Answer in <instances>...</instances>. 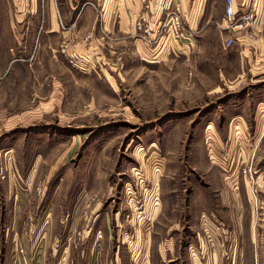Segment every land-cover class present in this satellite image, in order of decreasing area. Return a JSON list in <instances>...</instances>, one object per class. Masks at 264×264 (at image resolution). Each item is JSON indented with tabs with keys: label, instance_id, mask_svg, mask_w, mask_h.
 Here are the masks:
<instances>
[{
	"label": "rangeland",
	"instance_id": "rangeland-1",
	"mask_svg": "<svg viewBox=\"0 0 264 264\" xmlns=\"http://www.w3.org/2000/svg\"><path fill=\"white\" fill-rule=\"evenodd\" d=\"M206 11L211 31L192 45L204 50L134 56L106 78L74 68L61 46L28 57L20 11L0 0L6 237L22 208L28 229L54 225L55 264H264V73L225 48L223 0Z\"/></svg>",
	"mask_w": 264,
	"mask_h": 264
},
{
	"label": "crops",
	"instance_id": "crops-1",
	"mask_svg": "<svg viewBox=\"0 0 264 264\" xmlns=\"http://www.w3.org/2000/svg\"><path fill=\"white\" fill-rule=\"evenodd\" d=\"M99 1L14 0L20 14L16 18L14 17L12 24L19 25L21 28L15 35L20 39L19 44L23 47L22 51L27 50L30 54L28 57H38L42 55L43 48L46 50L50 47L59 48L67 43L68 51H77L88 56L91 60L94 59L93 57L99 59V63L95 59V63L91 61L89 74L97 73L99 76L104 75L108 78L107 74L110 75L109 72L114 68L113 65L115 69L118 67L122 69L125 64L124 60L134 56L143 62H156V60L148 59L150 56L155 57L154 49L148 41L141 38L140 32L136 28V23L142 14L148 16L150 26L153 31H156L157 24L166 18L167 13L175 7H179L185 17L187 29L194 34L192 43H175L173 50L164 51V54L160 55V59L162 58L164 61L173 56L191 55L199 48H194L192 45L198 46L203 35L211 31L213 23L211 16H208L206 11L208 0H193L191 3L189 0H112L111 3L110 0H104L105 5L101 6L105 7V10L101 18L95 6ZM250 1L235 0V3L238 7H242V5L248 7ZM225 3L226 0H223L224 15ZM257 13L260 15L259 40L248 42L244 37L238 47L226 49L238 48L243 58L249 59L250 62H252V58H255V65L260 64L262 70L260 73H264V0H257ZM223 24L224 18L218 23V27L220 28V25ZM220 31L225 35V39L230 35L228 31L221 28ZM154 33L153 38L155 37ZM238 37L242 36L238 35ZM205 48L199 49L204 50ZM66 57L68 58L67 55ZM212 128H214V124ZM158 166H160L159 163ZM158 166L155 172L157 174ZM27 200L26 196L23 201L27 202ZM21 209H16L17 217H15V222L8 226L7 237L5 229L3 230L0 226V264H55L56 244L52 247L51 256L47 258L46 255V245L51 242V237L47 238V236L54 225H48L50 224L48 222L38 225L31 224L30 230L27 224L20 222ZM151 209L153 212H150L149 216L152 213V220L160 209L159 198L154 200ZM15 230L19 232L21 238V250H18L20 245L16 242L17 234H14L12 239L8 237L9 232H15ZM75 230V226H73L70 231L75 232ZM27 231H30V235L27 234ZM37 231L38 235L34 240L33 237ZM3 232L4 234H2ZM3 237L4 239H2ZM141 258L138 260L139 264H144Z\"/></svg>",
	"mask_w": 264,
	"mask_h": 264
},
{
	"label": "built area",
	"instance_id": "built-area-1",
	"mask_svg": "<svg viewBox=\"0 0 264 264\" xmlns=\"http://www.w3.org/2000/svg\"><path fill=\"white\" fill-rule=\"evenodd\" d=\"M259 23L260 15L257 13V0H251L248 7L244 5L238 7L235 0H226L224 24L220 25L222 30L230 33L225 39V48H230L235 44L237 41L236 35H241L242 38L245 37L248 42L258 41ZM136 28L140 32L141 38L151 44L156 61L158 58L160 59V55L164 54V51L173 50L175 43H192L194 40V34L187 29L185 17L179 7H175L167 13L166 18L157 24L156 31H153L150 26L146 14L140 16ZM153 32H155L154 38L152 37ZM62 49L74 68L84 69V71L91 68L92 63L88 56L77 51H68L67 43L63 44ZM157 50L159 52H156Z\"/></svg>",
	"mask_w": 264,
	"mask_h": 264
}]
</instances>
